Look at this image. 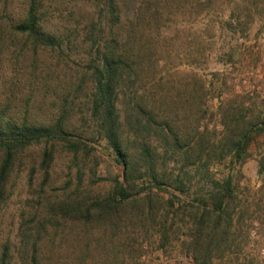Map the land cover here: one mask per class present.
I'll return each instance as SVG.
<instances>
[{"label": "rangeland", "instance_id": "1", "mask_svg": "<svg viewBox=\"0 0 264 264\" xmlns=\"http://www.w3.org/2000/svg\"><path fill=\"white\" fill-rule=\"evenodd\" d=\"M30 1L0 0V122L62 120L80 148L59 142L49 169L42 161L51 141L34 139L17 153L0 210V257L7 247L8 264H264V0H119L114 33L106 0H37L53 44L16 31ZM116 34L130 67L117 103L135 162L130 198L75 218L56 206L85 208L124 181L93 113L99 49ZM151 112L143 131L136 119ZM245 132L252 140L238 159L230 147ZM145 142L157 181L145 171ZM3 157L0 149V168ZM228 178L232 198L213 213L214 183Z\"/></svg>", "mask_w": 264, "mask_h": 264}, {"label": "trees", "instance_id": "2", "mask_svg": "<svg viewBox=\"0 0 264 264\" xmlns=\"http://www.w3.org/2000/svg\"><path fill=\"white\" fill-rule=\"evenodd\" d=\"M120 4L121 3H119V0H106L104 3L106 11H109V22L111 24L109 23L108 28L112 33H114V28L116 26L115 24L122 25L123 17ZM41 21L42 18L39 16L37 0H31L23 21L17 24L15 29L18 33L27 35L38 42L40 41L39 39H44L53 44V39L48 37L40 30ZM125 45V41L123 40L121 34H116L112 39L106 40L102 49H99L100 59L98 61V65L94 67L93 72L95 77V93L93 96L94 117L97 119L100 130L104 132L106 139L115 152L117 163L122 165L125 169V173L123 175L124 181H116L115 187L107 199L102 201L96 200V202H93L92 205L86 206L85 208L82 204L78 203H61L56 207L62 214L67 213V215H73L75 218H86L87 220H91L93 219L92 216L94 213L98 211H114L125 202H128L130 198L132 186L130 185L129 177L133 171L135 162L133 157L131 159V153L127 149L126 143L121 137V114L119 113L117 104L120 99L118 91L128 75L125 73V70L130 68L128 67L129 58L126 57V53L123 52ZM152 114L153 112L147 113L145 121L142 118L136 119L139 120L137 124L140 128H142L143 131V124L152 127ZM154 124L156 125V123ZM161 131L164 134H173L174 132L172 128L166 129L165 127H162ZM174 136L176 138L175 147L177 148V151H184V153L187 152L189 155L190 151L188 150L190 144L186 143L181 145L177 139V135ZM34 139H47L46 141H51V144H53L50 149L46 147L44 152L42 163L43 167L46 169L50 168V165L54 159L55 147L59 142L66 143L67 148L74 152L78 151L80 148L78 143L68 139V133L62 120L57 121L56 124L51 127L42 126L35 128H26L24 126L18 125L3 126L0 122V149L4 153L0 168V210L4 201L6 183L9 178L11 168L15 162L17 153L24 149L25 146H28ZM251 140L252 138L249 132L240 134L236 140L232 142L230 153L235 152L236 158H242V153L247 150ZM202 151L203 150H201V152ZM152 155V146L145 142V144L142 146L141 152L142 159L147 162L145 171L150 174L155 181H157V176H155L156 165H154V161L151 162L149 160V158H152ZM190 157L191 156H188V159ZM232 194V178H228L222 184L215 182L213 192L210 194V199L213 203L212 212L217 214L225 213L229 205L228 198H232ZM170 204L175 206V202L173 201H171ZM221 223L222 215L217 217L215 229L218 230ZM199 226V232L204 233L203 229L206 227L205 217L204 220H200ZM8 258L9 250L6 247L2 256L0 257V264H8Z\"/></svg>", "mask_w": 264, "mask_h": 264}]
</instances>
